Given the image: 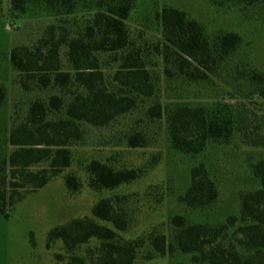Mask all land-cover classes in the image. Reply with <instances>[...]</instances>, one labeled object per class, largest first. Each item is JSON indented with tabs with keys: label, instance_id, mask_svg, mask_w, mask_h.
Instances as JSON below:
<instances>
[{
	"label": "trees",
	"instance_id": "obj_1",
	"mask_svg": "<svg viewBox=\"0 0 264 264\" xmlns=\"http://www.w3.org/2000/svg\"><path fill=\"white\" fill-rule=\"evenodd\" d=\"M208 1L241 9L264 4ZM135 2L6 1L11 29L26 13L36 14V29L8 51L17 97L6 135L11 150L0 159V214L21 198L18 190H35L69 167L77 148L105 146L112 154L82 163L85 184L98 192L137 180L160 159L158 150L143 167L118 166L119 147L159 148L163 141L173 153L195 158L210 144L238 139L264 152V70L232 62L241 35L209 30L172 5H163L154 23L141 22L130 15ZM215 76L224 86L214 88L210 99H185L183 92L215 84ZM5 98L0 82V105ZM189 164L187 184L174 200L182 211L126 238L121 232L132 224L135 197H101L91 216L48 230V245L59 241L63 250L55 255L57 264L162 257L169 264H264V156L249 165L257 186L241 191L237 211L221 220L189 218L190 212L208 214L219 195L205 162ZM63 182L70 193L83 185L73 171Z\"/></svg>",
	"mask_w": 264,
	"mask_h": 264
},
{
	"label": "rangeland",
	"instance_id": "obj_2",
	"mask_svg": "<svg viewBox=\"0 0 264 264\" xmlns=\"http://www.w3.org/2000/svg\"><path fill=\"white\" fill-rule=\"evenodd\" d=\"M6 1L3 0L0 12V82L6 88V98L0 105V159L11 150L6 135L12 120V100L17 97L10 80L8 51L15 44L28 42L34 37L36 29L34 13L15 18L18 27L11 29ZM163 5H172L184 10L201 23H205L209 30L238 32L242 41L232 62H250L264 70V4L262 9H241L235 6H214L208 0H136L130 15L141 22L154 23L155 13ZM80 11L81 6L78 5L74 13ZM213 80L215 84L200 87L198 91L193 89L191 92H183L185 99L193 102L210 99L214 88L224 86L220 78L215 76ZM158 150L160 159L157 163L137 180L113 190H92L85 184L81 170L82 163L92 156L112 155L105 146L75 149L71 165L45 185L35 190H18L22 192L21 198L7 206L0 214V264H57L55 255L63 253V250L59 241L48 245V230L72 217L91 216L92 205L104 196L126 194L135 197L134 209L131 210L132 224L126 231L121 232L123 237H135L161 224L165 221V214L182 211L174 201L175 196L181 193L187 184L189 163L197 160L207 165L218 184L219 195L208 214L190 212L188 216L194 220H221L227 214L237 211L241 191L257 186V180L252 176L249 165L264 156L263 151L234 139L229 144H210L202 154L187 158L173 153L162 141L159 148L119 147L117 154L115 153L117 165L143 167ZM71 171L79 175L83 183L75 193H70L63 182L64 174ZM136 264H169V259L162 257L138 261Z\"/></svg>",
	"mask_w": 264,
	"mask_h": 264
}]
</instances>
